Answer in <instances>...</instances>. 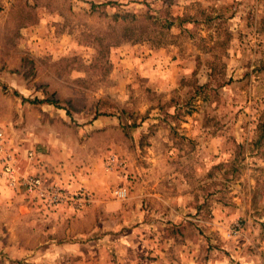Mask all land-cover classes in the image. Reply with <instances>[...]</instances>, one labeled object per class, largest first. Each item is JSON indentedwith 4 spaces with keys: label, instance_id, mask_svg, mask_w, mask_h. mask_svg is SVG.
<instances>
[{
    "label": "rangeland",
    "instance_id": "374dc122",
    "mask_svg": "<svg viewBox=\"0 0 264 264\" xmlns=\"http://www.w3.org/2000/svg\"><path fill=\"white\" fill-rule=\"evenodd\" d=\"M263 124L264 0H0V127L90 195L0 188V264H264Z\"/></svg>",
    "mask_w": 264,
    "mask_h": 264
},
{
    "label": "built area",
    "instance_id": "2783aa9c",
    "mask_svg": "<svg viewBox=\"0 0 264 264\" xmlns=\"http://www.w3.org/2000/svg\"><path fill=\"white\" fill-rule=\"evenodd\" d=\"M16 152L9 146L7 134L0 127V188L23 191L32 201L50 209L67 204L79 208L90 202V195L86 191H71L58 181L48 178L42 171L32 170L28 164L21 167V162L27 163L28 158H39L33 149L27 150L23 159ZM113 162L111 158L106 165L107 169ZM117 194L123 196L124 192Z\"/></svg>",
    "mask_w": 264,
    "mask_h": 264
},
{
    "label": "trees",
    "instance_id": "16d2710c",
    "mask_svg": "<svg viewBox=\"0 0 264 264\" xmlns=\"http://www.w3.org/2000/svg\"><path fill=\"white\" fill-rule=\"evenodd\" d=\"M148 22H149V25L151 27L163 26V22H161L160 18L156 17V16L148 17ZM164 22H165V24H164L165 28L170 29L172 26V23L167 22V21H164ZM133 30L134 29L131 27H123V38L127 41H130V40L138 41V40L144 39V37L141 38V36L133 33ZM45 102H47V101H45ZM48 102L52 103V101H48ZM261 129L264 130V124L261 125Z\"/></svg>",
    "mask_w": 264,
    "mask_h": 264
}]
</instances>
